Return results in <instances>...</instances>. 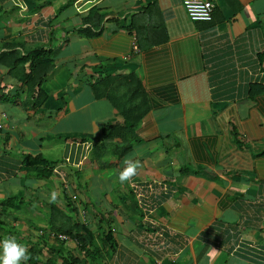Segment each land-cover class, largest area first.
I'll use <instances>...</instances> for the list:
<instances>
[{
  "label": "crops",
  "instance_id": "0c3cea01",
  "mask_svg": "<svg viewBox=\"0 0 264 264\" xmlns=\"http://www.w3.org/2000/svg\"><path fill=\"white\" fill-rule=\"evenodd\" d=\"M210 1L211 21L195 23L181 0H0V54L50 46L60 67L51 78L64 79L55 90L44 84L45 103L29 110L7 74L11 57L0 60V241L14 238L40 264L82 260L73 241L50 232L69 214L64 198L76 194L91 232L100 213L110 221L116 250L102 264H150L134 241L139 214L129 185L160 180L167 197L157 216L184 242L173 264H264V94L246 97L249 84L264 86V0ZM92 7L102 32L84 38L75 28ZM101 72L140 82L150 109L135 128L139 142L110 167L99 169L91 149L80 170L38 179L42 166L28 157L75 163L85 154L72 141L91 143L118 120L89 90ZM126 160L140 167L121 184ZM210 229L221 244L204 239Z\"/></svg>",
  "mask_w": 264,
  "mask_h": 264
},
{
  "label": "trees",
  "instance_id": "16d2710c",
  "mask_svg": "<svg viewBox=\"0 0 264 264\" xmlns=\"http://www.w3.org/2000/svg\"><path fill=\"white\" fill-rule=\"evenodd\" d=\"M101 23L102 16L100 12L92 7L80 19L75 32L84 38L97 36L102 32ZM54 52L55 50L49 46L31 51L26 55H20L14 51L0 54V60L6 56L11 57L10 63L7 64V74L16 79L20 92L25 94L26 103L24 105L29 110L40 108L47 99V94L42 86L54 72ZM88 86L93 98L108 102L118 117L117 121L106 123L100 135L91 141V157L97 167L102 169L103 167H110L108 165L109 159L118 160L129 154L132 148L137 145L139 140L135 135V128L150 107L140 82L132 74L122 75L118 73L111 76L101 72L93 81L88 83ZM246 92L247 98L260 96L264 94V86L259 83L249 84ZM1 99L7 100L6 97H1ZM83 141L87 140H79V142ZM41 160L42 162L38 164V161ZM26 163L33 166H42V170H38L36 173V177L40 180L46 179L55 165V163L44 161L40 155L32 158L28 157ZM71 172L74 175L77 173L73 170ZM64 199L68 209L66 212L70 211L75 215V205L71 204L69 199ZM6 202H3L2 205ZM62 217L59 226L53 224L50 228L51 234L55 237L63 235L73 241L76 249L83 252V258L79 260L72 258L70 255L61 256L59 257L62 260L61 264H82L86 260L102 264L104 259L111 256L116 250L112 231L109 228V219L104 221L101 216L98 217L96 222L97 233L94 234L90 231L88 225L81 224L77 218L73 217L74 219H72L68 213H63ZM229 228L226 230H229ZM209 231L206 232L207 237H204V239L208 243L217 242L221 244L220 242L223 241L221 235L212 234L211 229ZM27 252L30 256L26 262L27 264H40L33 251L27 250ZM60 252L57 250L56 254L59 255ZM44 264H55V261L45 260Z\"/></svg>",
  "mask_w": 264,
  "mask_h": 264
},
{
  "label": "built area",
  "instance_id": "2783aa9c",
  "mask_svg": "<svg viewBox=\"0 0 264 264\" xmlns=\"http://www.w3.org/2000/svg\"><path fill=\"white\" fill-rule=\"evenodd\" d=\"M182 9L191 22L195 23H208L211 21L213 13V4L209 0H181ZM135 47H133V50ZM3 129V124L0 121V132ZM76 146H82L83 154L79 157V160L75 163H70L68 159H64L63 162L54 166L52 171L55 175H61L59 168L67 167L74 170H79L85 159L91 150L90 141H72ZM53 174V173H52ZM62 177V176H61ZM167 189L164 181H152L149 183H139L133 181L129 185V193L132 197L136 210L138 211V231L134 235V241L139 245L142 253L150 260V264H173L178 257L182 254L184 242L174 233V231L167 225L165 221H162L157 216L158 204L157 202L166 199ZM71 202L76 206V218L81 224H86L88 220V212L75 204L77 202L76 197L71 195ZM264 199V196H263ZM161 201V203H162ZM232 231V230H230ZM229 231V235H234ZM57 238L64 242L67 238L63 235L57 236ZM238 242L241 240L240 236L237 237ZM237 242V241H236ZM235 244V243H234ZM232 249H237V245L231 244Z\"/></svg>",
  "mask_w": 264,
  "mask_h": 264
},
{
  "label": "clouds",
  "instance_id": "9594fccd",
  "mask_svg": "<svg viewBox=\"0 0 264 264\" xmlns=\"http://www.w3.org/2000/svg\"><path fill=\"white\" fill-rule=\"evenodd\" d=\"M125 165L126 167H124L118 174V181L121 184L131 181L132 178L138 174L137 170L140 167V163L138 161L133 162L126 160ZM54 166H56V164ZM54 166L52 167V169L54 168ZM51 174H52V170H51ZM55 199H56V193L53 192L51 202H54ZM69 201L71 202L70 198ZM78 205L80 206L79 203ZM71 215L74 218H76V211H75V215L70 214V216ZM52 236L55 237L54 235ZM29 258L30 256L27 252V248L24 245L18 243L14 238L6 237L5 239H3V241H0V264H21L22 261L25 262L26 264Z\"/></svg>",
  "mask_w": 264,
  "mask_h": 264
},
{
  "label": "rangeland",
  "instance_id": "374dc122",
  "mask_svg": "<svg viewBox=\"0 0 264 264\" xmlns=\"http://www.w3.org/2000/svg\"><path fill=\"white\" fill-rule=\"evenodd\" d=\"M56 70H57V72L59 73L60 72V67H57L55 64H54V72H53V74L46 80L47 82H45L43 85H44V88L46 89V90H48V91H50V90H55L56 89V86H57V84H59V85H63L64 84V79L63 80H60V79H55V78H51L53 75H54V73L56 72ZM65 72V70H63L62 72H61V74H63ZM64 77V75H62V78ZM58 81V82H57ZM55 88V89H54ZM80 170V169H79ZM55 172L56 173H58V170L56 169V170H54V171H52V173L53 174H55ZM57 175V174H56ZM74 196L76 197V200H77V202L75 203L76 205H77V203H79V200H78V197H77V195L76 194H74ZM74 202H71V204H73ZM69 214H73L74 215V213L73 212H70L69 211ZM95 215H97V214H95ZM100 216H102L103 214H99ZM71 218L72 219H74L73 218V216L71 215ZM88 218V217H87ZM98 218V217H97ZM134 215H132V219L134 220ZM88 220H90L89 218H88Z\"/></svg>",
  "mask_w": 264,
  "mask_h": 264
}]
</instances>
